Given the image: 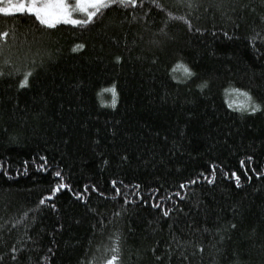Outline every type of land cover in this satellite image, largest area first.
<instances>
[{"label":"trees","instance_id":"obj_1","mask_svg":"<svg viewBox=\"0 0 264 264\" xmlns=\"http://www.w3.org/2000/svg\"><path fill=\"white\" fill-rule=\"evenodd\" d=\"M0 32V264H264V0Z\"/></svg>","mask_w":264,"mask_h":264},{"label":"snow or ice","instance_id":"obj_2","mask_svg":"<svg viewBox=\"0 0 264 264\" xmlns=\"http://www.w3.org/2000/svg\"><path fill=\"white\" fill-rule=\"evenodd\" d=\"M129 2L133 6L137 4V0H74V3H70L69 0H0V5H3L0 6V13L13 14L19 12L31 14L39 23L49 27H54L62 21L73 25H86L91 22L102 9L108 8L113 4H120L126 7ZM74 14H81L85 18H75ZM180 19H183V17H180ZM7 35V32H0V40L6 39ZM78 47L82 48L84 45L81 44L78 45ZM183 70L190 73V70L186 66H184ZM27 80L28 75L25 74L24 79L20 82L21 86L26 84ZM112 91L115 92L114 87ZM232 91L237 95L233 98L229 107L235 106L238 110H247L252 101L251 94L243 89H233ZM257 107L259 106L256 105L251 107L250 110L255 112ZM55 175L59 177L60 173L57 172ZM236 180L237 183H239L238 176ZM183 186L184 185H181V187ZM60 187H64V185H57V189ZM43 202L44 201L41 200V203ZM164 215L167 216L168 212L165 211ZM112 251L114 253L118 252V248H114ZM118 260V255H112L106 260L105 264H117Z\"/></svg>","mask_w":264,"mask_h":264},{"label":"rangeland","instance_id":"obj_3","mask_svg":"<svg viewBox=\"0 0 264 264\" xmlns=\"http://www.w3.org/2000/svg\"><path fill=\"white\" fill-rule=\"evenodd\" d=\"M69 2L70 3H74V0H69ZM236 93L235 92H233L232 90H230L229 92H228V96H229V98H228V102H229V104L232 102V100H233V98L234 97H236ZM252 102V101H251ZM251 106V103H250V105H249V107ZM234 108H236L235 106H233Z\"/></svg>","mask_w":264,"mask_h":264}]
</instances>
